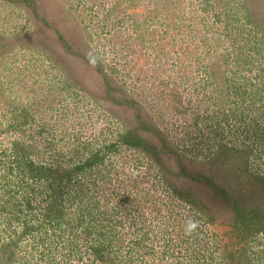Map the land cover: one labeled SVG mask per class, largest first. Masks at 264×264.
<instances>
[{"label": "rangeland", "instance_id": "1", "mask_svg": "<svg viewBox=\"0 0 264 264\" xmlns=\"http://www.w3.org/2000/svg\"><path fill=\"white\" fill-rule=\"evenodd\" d=\"M0 264H264V0H0Z\"/></svg>", "mask_w": 264, "mask_h": 264}, {"label": "trees", "instance_id": "2", "mask_svg": "<svg viewBox=\"0 0 264 264\" xmlns=\"http://www.w3.org/2000/svg\"><path fill=\"white\" fill-rule=\"evenodd\" d=\"M128 136L132 137V136H135V134H133L132 136H131V134H130V135L128 134ZM128 140H129V138H128ZM128 140L124 142L126 145H131V144H133L132 141H128ZM79 167H80V166L73 168V170H71L70 172L72 173L73 171L78 170ZM39 174H41V173H39ZM230 205H234V204H230ZM237 205H238V203H237ZM235 206H236V205H235ZM234 209H235V208H233V211H234ZM237 209H238V206H237V208L235 209V210H236V212H235V217H238L239 215H243V216H244V217H243V221H244V218H246L247 220H249V218L247 217V213H246V212L243 213V211H244L243 209H240V208H239L238 210H237ZM231 214H232V213H231ZM231 214H230L229 216L233 217ZM235 217H234V218H235ZM256 225L259 226L258 224H256ZM102 245H103L102 242L98 241L97 244H95V245L93 246L92 249H93L94 251H96L97 253H99L100 250H101ZM224 252H225V250H224ZM224 252H223V253H224ZM230 255H232V254H229V253L226 252V258H227V260H228V256H230ZM222 259H223V258H221V260H222Z\"/></svg>", "mask_w": 264, "mask_h": 264}, {"label": "clouds", "instance_id": "3", "mask_svg": "<svg viewBox=\"0 0 264 264\" xmlns=\"http://www.w3.org/2000/svg\"><path fill=\"white\" fill-rule=\"evenodd\" d=\"M198 226V222L193 219L186 221V234L190 235Z\"/></svg>", "mask_w": 264, "mask_h": 264}]
</instances>
